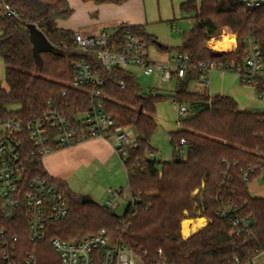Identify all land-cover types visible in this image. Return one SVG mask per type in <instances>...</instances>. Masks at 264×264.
Returning a JSON list of instances; mask_svg holds the SVG:
<instances>
[{"label": "trees", "instance_id": "trees-1", "mask_svg": "<svg viewBox=\"0 0 264 264\" xmlns=\"http://www.w3.org/2000/svg\"><path fill=\"white\" fill-rule=\"evenodd\" d=\"M19 14V19L0 18V57L5 64L7 88L0 86V117H18L27 121L40 115L47 105L57 108L71 122L87 112L90 99L86 92L72 86L73 62L86 58L105 81L106 112L118 125L132 128L139 135V147L129 153L123 166L131 197L122 216L98 203L83 205L81 195L67 182L55 179L69 204V214L52 224L44 241L31 243L28 231L15 230L25 250L35 253L37 264H60L52 240L72 241L106 230L114 240L125 239L155 258L159 250L175 264H249L264 252V198H254L249 184L264 168V113L241 111L234 99L191 91L201 76L197 67L203 62H242L244 41L257 35L264 47V8L246 12L239 0H187L182 11L194 21L185 33L177 54L188 55L193 67L185 79L177 80L170 96L156 90L145 93L135 73L115 68L111 73L94 58L77 53L71 31L60 30L57 20L68 18L72 10L67 0H4ZM96 4H123L128 0H82ZM1 4V0H0ZM29 24H36L64 57L42 54L43 68H37L33 56ZM146 46L156 43L143 28L130 27ZM236 34L238 48L225 56L204 48L206 41L225 31ZM125 28L114 36L121 45ZM124 85V87L121 86ZM156 91V95L152 92ZM66 93L65 96L63 94ZM171 98L178 105H190L195 116L182 120V128L170 134L173 155L170 161L152 160L156 153L152 137L157 130V104ZM142 112L140 113V109ZM263 135V136H262ZM34 148L32 171L44 174L42 160ZM253 169L249 179L244 172ZM199 191L195 196V192ZM232 208L240 217H250L252 230L232 234L233 226L221 211ZM201 217L206 227L187 240L181 237V224ZM127 229L124 230V226Z\"/></svg>", "mask_w": 264, "mask_h": 264}, {"label": "built area", "instance_id": "built-area-1", "mask_svg": "<svg viewBox=\"0 0 264 264\" xmlns=\"http://www.w3.org/2000/svg\"><path fill=\"white\" fill-rule=\"evenodd\" d=\"M239 1L246 12L264 8V0ZM0 18L19 19V14L1 0ZM114 36L107 31L89 38L77 33L74 50L96 59L108 73L115 68H137L143 76L156 75L162 83L185 79L193 67L190 57L185 54H177L166 64L153 61L143 39L133 34L130 27H125L121 45ZM234 37V47L230 51L216 50L210 45L212 41L223 39H212L204 48L231 56L238 48V38ZM197 68L202 72L193 83L198 93H207L211 72H230L242 85L253 88L258 100L264 102V47L257 35L252 33L244 41L242 62L208 61L200 63ZM72 69V86L86 92L90 99L89 110L76 121L71 122L64 113L49 104L40 115L27 121L18 117H0V264H37L34 253L25 250L14 231H28L31 243L44 241L48 228L69 214L68 201L55 179L47 171L44 174L33 173L29 147L36 149L33 157L37 155L42 163L54 152L96 139L111 142L122 163L131 151L139 147L138 133L132 128L119 126L117 119L106 112L102 93L105 81L93 63L81 58L73 62ZM121 86L124 87L123 84ZM156 94V91L152 92V95ZM187 112L186 106L179 105L180 119L184 120ZM148 157L157 160L154 153H149ZM252 172V168L244 172L245 180ZM198 193L196 191L195 196ZM109 195L108 207H113L120 199H127L122 190H110ZM137 202L138 199L131 197L128 204L134 208ZM201 214L202 210H199L198 215ZM221 215L230 219L232 234L251 232L253 223L250 217H240L232 208L223 209ZM127 228L125 225L124 230ZM188 238L183 237L184 240ZM51 244L60 264H175L165 257L162 250L151 258L142 247L129 244L125 239L114 240L106 230L72 241L54 239Z\"/></svg>", "mask_w": 264, "mask_h": 264}, {"label": "crops", "instance_id": "crops-1", "mask_svg": "<svg viewBox=\"0 0 264 264\" xmlns=\"http://www.w3.org/2000/svg\"><path fill=\"white\" fill-rule=\"evenodd\" d=\"M186 1L128 0L123 4L117 5L96 4L82 0H67L72 13L66 19L57 20V27L60 30L71 31L74 34L78 33L85 38L94 37L103 31L116 34L121 28L125 27L143 28L148 35L156 40V43L147 46L149 57L159 64H166L177 55L176 49L183 46L184 35L187 31L184 30L185 27L184 25L181 26L180 22L189 19V17L182 11L181 6ZM0 66L2 69L1 73L5 77L6 68L1 57ZM128 70L135 73L137 77L138 74L142 75L137 68H128ZM156 79L159 81V86L157 89L154 88L152 90L156 89L158 92L164 83L157 76ZM177 80L174 79L176 84ZM208 81L209 88L207 94L210 97L217 95L231 97L235 100L241 111L259 112L261 107L264 109V102L257 101L255 98L251 99V96H249L251 94L248 93H252L254 97L255 93L253 89L241 86L235 74L230 72H211ZM193 92H197V90ZM158 106L159 104L156 106L155 121L157 125L158 123L165 125L170 138L171 133L182 128L179 108L174 110L176 114L174 119L177 126L173 127L172 124L164 121V117L160 118V115H158ZM157 115L159 117L156 118ZM155 154H157V151ZM116 156L117 154L111 142L96 139L84 142L70 149L54 152L43 160V164L45 170L51 177L69 182L74 174L79 173L82 169H90L95 164L100 166H115L117 162ZM261 171L249 184V192L254 198H264V185L259 183L262 176ZM88 188L92 194L86 195L95 198L94 190L89 186H85V189ZM75 193L83 196L79 192ZM104 199H107V201L110 199L109 192ZM204 219L206 220L204 227H206L208 220L206 218ZM249 264H264V252Z\"/></svg>", "mask_w": 264, "mask_h": 264}, {"label": "rangeland", "instance_id": "rangeland-1", "mask_svg": "<svg viewBox=\"0 0 264 264\" xmlns=\"http://www.w3.org/2000/svg\"><path fill=\"white\" fill-rule=\"evenodd\" d=\"M227 4L230 2V0H225ZM181 26L184 25V30L189 32L191 28L193 27L194 21L192 18H189L185 21H181ZM237 36L236 34H233L229 31L223 32L221 35L214 37L212 39H217L221 40L223 37L225 38L226 36ZM238 38V37H237ZM212 39L208 40L211 41ZM235 40V37H234ZM204 44V47L206 43ZM235 43V42H234ZM233 43V45H234ZM217 50V49H216ZM211 51V50H210ZM131 69V68H130ZM2 69L0 66V86L3 88H7V84L5 81L4 74L1 73ZM138 81L145 93H149L152 89L158 88V79H156V75L152 77H145L143 75L138 74ZM243 87L246 88H251L245 85L240 84ZM155 89V90H156ZM176 89V82L173 80L170 83H164L162 85V88L159 89V93L163 96H170L174 93ZM191 91H196L195 85L191 84L190 87ZM253 89V88H251ZM253 92L255 93L254 89ZM251 94L252 98H255L258 101L257 94L248 93ZM179 105H175V103L172 101L171 98L159 103L158 106V115H160V118L164 117V121L166 123H170L173 125V127L177 126V123L175 122L174 116L175 114V109H178ZM187 108V117H193L195 116L194 112L191 110V106L188 104L186 105ZM241 110V109H240ZM259 112L264 113V109L261 107ZM156 116L159 117V116ZM162 115V116H161ZM166 118V119H165ZM159 120V119H158ZM182 120V119H181ZM152 146L153 148L157 151L156 158L158 161H170L172 159L173 155V147L170 143V138H169V133L168 130L165 128V125L163 123H158L157 125V130L154 133L152 137ZM116 164L115 166H100L98 164L93 165L90 169H82L79 171V173L74 174L73 177L69 180L68 185L72 191L79 192L83 194V196H87L86 194H92L90 189H85V186H89L91 189L94 190V196L95 198L91 197L96 203L102 205V206H107L108 201L107 199H104V197H107L108 192L110 190L114 191H123L124 195L126 196V200L120 199L117 201V203L113 207H109L112 209V212L117 215V216H122L125 209L127 208V205L129 201L131 200V193L130 189L128 186V177L126 174V170L123 166L122 160L116 156ZM65 165V163H64ZM261 178L259 180V183H262L264 185V168H262L261 171ZM110 196V195H109ZM90 197V196H88ZM201 217V215H197V218L195 219H187V220H197ZM186 221V220H185ZM206 223V220L204 221ZM183 223V222H182ZM200 231V230H199ZM181 232H182V224H181ZM197 233V232H196ZM92 235V234H91ZM89 236V235H86ZM84 236V237H86ZM181 237L183 239V235L181 233ZM186 238V237H184ZM188 238V237H187ZM36 256V254L34 253ZM58 255V254H56Z\"/></svg>", "mask_w": 264, "mask_h": 264}, {"label": "water", "instance_id": "water-1", "mask_svg": "<svg viewBox=\"0 0 264 264\" xmlns=\"http://www.w3.org/2000/svg\"><path fill=\"white\" fill-rule=\"evenodd\" d=\"M28 29L30 31V39L33 46V56L38 69L41 70L43 68L42 54H53L60 57L65 56V52L56 49L50 44L45 34L36 24H29ZM139 112H142V108ZM81 202L83 205L96 203L91 197L85 195L81 197Z\"/></svg>", "mask_w": 264, "mask_h": 264}, {"label": "bare ground", "instance_id": "bare-ground-1", "mask_svg": "<svg viewBox=\"0 0 264 264\" xmlns=\"http://www.w3.org/2000/svg\"><path fill=\"white\" fill-rule=\"evenodd\" d=\"M233 43H234V36H226L223 38V40L215 42L212 41L210 45L214 47L217 50L225 49L226 51H230L233 49ZM205 219L199 218L197 220H186L182 223V235L184 237H189L192 234L198 232L205 226Z\"/></svg>", "mask_w": 264, "mask_h": 264}]
</instances>
